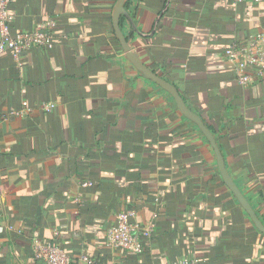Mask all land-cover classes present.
Here are the masks:
<instances>
[{
  "label": "crops",
  "instance_id": "crops-1",
  "mask_svg": "<svg viewBox=\"0 0 264 264\" xmlns=\"http://www.w3.org/2000/svg\"><path fill=\"white\" fill-rule=\"evenodd\" d=\"M168 0H129L150 34ZM116 0H14L12 32L50 23V48L0 56V264H45L50 244L75 264H264V235L224 185L212 149L170 96L125 59ZM122 32H131L122 19ZM264 33V3L169 0L134 50L212 132L225 168L264 225V69L237 71L231 44ZM239 75L247 78L241 84ZM26 104L24 116L11 114ZM52 104L51 112L40 109ZM90 182L91 186L82 184ZM119 213L148 235L116 250Z\"/></svg>",
  "mask_w": 264,
  "mask_h": 264
},
{
  "label": "built area",
  "instance_id": "built-area-1",
  "mask_svg": "<svg viewBox=\"0 0 264 264\" xmlns=\"http://www.w3.org/2000/svg\"><path fill=\"white\" fill-rule=\"evenodd\" d=\"M14 0H0V56L9 54L14 60H18L19 55L34 47L50 48L54 42V36L50 31V23L42 24L32 32H12L10 24L12 16L9 7ZM251 1L257 4L264 3V0H231L234 4H241ZM226 57L234 63L237 71L247 66H254L261 72L264 69V33L250 36L247 40L231 44L225 50ZM239 83H247V78L239 75ZM54 108L52 104H43L40 109L44 112H51ZM30 112V108L23 104V108L11 111V114L24 116ZM83 187L91 186L90 182L82 184ZM131 214L119 213L116 216V223L107 232V243L116 250L136 251L138 235H148L146 230L138 223L132 221ZM35 260L45 264H75L62 249L50 244H37L33 248ZM81 261L85 264H98V262L82 256ZM170 264H198L196 259L181 258L170 262Z\"/></svg>",
  "mask_w": 264,
  "mask_h": 264
},
{
  "label": "water",
  "instance_id": "water-1",
  "mask_svg": "<svg viewBox=\"0 0 264 264\" xmlns=\"http://www.w3.org/2000/svg\"><path fill=\"white\" fill-rule=\"evenodd\" d=\"M129 0H116L114 3V6L111 11V24H112V30L113 35L120 45L121 51L125 57V59L134 67V69L146 80L150 81L154 85H156L158 88L166 92L170 98L172 99L177 111L189 122L193 123L198 130L201 132V134L204 136L205 140L208 142L210 148L213 151L217 170L218 173L224 183V185L227 187V189L232 193L242 210L245 212V214L248 216L250 221L252 222L253 226L264 235V225L259 220V218L256 216L254 210L251 208L250 204L246 200V198L242 195L238 187L234 184L232 178L228 174L225 165L224 160L222 157V154L218 148V145L216 143V140L210 132V130L205 126L201 118L193 113L185 104L183 98L180 95V92L171 85L168 81L163 79L160 75L152 71L150 68H148L139 58L138 53L134 50L133 46V37L132 34H136L139 37H149L154 34V31L156 29V26L164 14L169 0L167 1L163 11L158 15L155 26L150 34H143L141 33L128 12L126 11V5L128 4ZM125 18L128 23L130 24L131 32L129 35L125 36L122 32V19Z\"/></svg>",
  "mask_w": 264,
  "mask_h": 264
}]
</instances>
